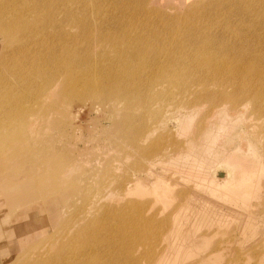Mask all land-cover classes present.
<instances>
[{"label":"rangeland","instance_id":"1","mask_svg":"<svg viewBox=\"0 0 264 264\" xmlns=\"http://www.w3.org/2000/svg\"><path fill=\"white\" fill-rule=\"evenodd\" d=\"M263 1L0 0L1 21L11 28L4 33L0 27V264H132L134 259L151 264L160 248L166 250L168 264H264V227L258 228L259 222L250 217L252 230L238 228L248 207L243 208L235 193L224 195L222 188L223 193H212L202 184L206 203L193 207L180 199L177 214L163 229L161 216L172 205L162 206L158 200L159 225L138 224L128 203L150 195L134 190L136 186L129 192L121 187L131 181L139 184L143 170L158 161V149L167 145L174 154L177 142L186 137L168 121L188 106L173 100L181 93L182 71L176 75L151 48L176 51L180 56L173 61L188 66L187 50L176 47L178 41L182 46L194 42L185 29L198 22L200 35L209 27L203 39L232 44L227 62L264 56ZM198 72L206 82L213 77L208 70ZM190 73L186 86L196 83ZM46 80L48 97L41 107L44 95L35 89ZM156 92L163 95L160 103L153 100ZM64 93L72 99L62 97ZM33 100L38 107L31 112ZM56 103L66 109L56 116L55 125L44 121L46 126L40 118L27 123L31 114L41 116ZM167 107L170 114L158 122ZM205 107H191L186 135L190 138L203 125L216 132L223 121L207 152L216 160L209 165L211 182L222 183L218 173L226 174L225 161L238 163V171L248 169L250 153L264 162L256 139L259 135L264 140V119L256 118L260 115L252 103L245 101L240 110L216 121L200 120ZM205 135L194 142L205 143ZM32 153L37 157L29 169L26 161ZM166 177L168 182L177 178L171 170ZM263 178L253 179L252 209H257ZM184 188L195 189L192 184ZM229 204L236 210L219 212ZM210 223L221 231L206 239L203 249L182 247L186 241L178 236L184 228L204 230ZM162 230L166 239L158 245L155 233ZM49 236L53 242L48 243ZM171 238L181 244L167 242ZM60 244L67 248H58ZM54 253L61 259L46 262ZM207 253L210 261L201 260Z\"/></svg>","mask_w":264,"mask_h":264},{"label":"bare ground","instance_id":"2","mask_svg":"<svg viewBox=\"0 0 264 264\" xmlns=\"http://www.w3.org/2000/svg\"><path fill=\"white\" fill-rule=\"evenodd\" d=\"M200 25L201 24L197 22L193 24V28L188 26V28L185 29L186 33L191 34L194 42L187 43L182 46L183 44L178 41V45L176 47H185L187 50L185 53L186 58L192 65H194L195 68H190V63L188 66L184 65L183 61H180V59L173 61L178 55L176 51L174 52L168 50L167 52L163 51V53H161L162 51L158 50L157 48H151L156 56L163 57V60L161 61L163 65L169 66L176 75L178 71H182L179 74V77L182 76L179 78L181 93L178 98L173 97V100L176 101V105H185L186 103L188 106H183V109L177 112L175 118L171 117L168 121L170 122L169 124L174 131H177V133L183 134L186 137L183 141L177 142L172 150L175 152L174 154L168 150L167 145H165L162 149H158L160 150L159 154L161 153L162 155H159L160 157L156 163H150V165L145 170H143V172L146 171V173L140 177L139 184H137L136 181H131L130 183H127L121 187L125 192H129L136 186L134 190L139 188V190L143 191V194L149 193L150 195L142 202L134 200L128 203L129 208L134 209L138 224H143L145 226H151L154 224L159 225V222L156 221V212L158 211L156 203L159 200V203H163L162 206H168L171 204L172 209L167 212H164V210V213L161 216L160 224L162 225L160 226L163 229H165L168 225L170 216L172 217L177 214V210L174 209H176L177 202L180 199L183 198V202L190 203L193 207L206 203L201 199L204 194L200 192V185L205 184L203 188H206L212 193L219 191V188H222L224 193L222 189L220 191H222L224 195H227L230 192L235 193V195L240 196V201L243 205V208L244 206L245 208L248 207V212L245 214L243 223L238 227L241 231L244 230L247 232L253 229V222L250 220V217L259 222L258 228L260 226L264 227V178L261 180L262 183H260L258 186L260 187V194L257 196V204L255 205L257 209L250 208L255 204L252 202L251 196L252 182L254 177L256 178L255 180H257L261 175L264 176V162H262V159L257 157L254 153H250L252 158L248 157V169H241L238 171L237 169L241 168L238 163L235 165V163L229 164L227 161H225L223 167L228 168L226 174H223L222 172L218 173L219 177L222 178L221 180H223L222 183H219V185L216 184L218 181L216 183L211 182L213 175L210 176L208 174L209 165L216 160L211 158L207 152L209 143L214 141L217 130L219 129L220 132V130L224 127L222 124L223 121H220L216 126V132L215 128L209 129L206 125H203L198 129V131H194L192 135H190V138H188L186 135V128L189 126L193 118L191 107L196 105H202L203 109L204 106H206L204 112H202L200 115V120H204L205 118L209 117L211 120L214 119L216 121L217 118L223 120L224 115H229L231 112L240 110V107L243 106L244 102L246 101V104L252 103L254 109L253 112L260 115L256 118L263 117L264 119V56L263 54H259L250 58L247 57L241 61L232 60V63L227 62V57L231 54V50L233 51L232 44L229 45L222 40L217 41L211 38H208L207 40L203 39L210 31L209 27H206V35H200L197 33V28ZM0 27L4 33L9 32L11 29L8 28L9 24L1 21V16ZM210 43L214 44L215 46L210 47ZM188 46H191V49H187ZM223 64H225V66H220ZM201 69L202 72L208 70L212 74L213 77L210 81L206 82V78L204 79L203 74L201 77V73L198 72L201 71ZM190 72H193V76L196 78V83L186 86L184 85V82L186 81L185 78L188 75H191ZM222 72L229 73L230 75L226 78H222V76H220ZM48 86L49 81L46 80L35 89V93L37 95H44V97L39 101L41 107H44L45 104H41L44 103L48 97V94L45 92ZM55 88L56 87H54L52 91H54ZM127 89H129L128 86ZM52 91L50 93H52ZM116 93H122V91H118ZM66 94L69 95L68 93H64L62 97ZM122 95L125 96V94ZM162 96L163 95H160L159 97L158 92H156L153 96V100L157 103H160V98ZM70 98L71 96L65 99L69 100ZM204 103L206 105H203ZM56 105L47 106L45 108V113L41 116H39L38 112L31 114V116L27 119V123H31L33 120L40 118V120L43 119L42 122H49V125L44 122L46 126H50V124L55 125L57 120L56 116L66 109H62V106H60L58 103H56ZM171 106L176 107L174 103H171ZM37 107V101L33 100L31 112ZM161 111L162 113L158 119V122H160L163 114H170L168 107L164 110L161 109ZM248 118L251 119V117ZM262 121L264 122V120ZM203 134H206L205 143L202 141L200 143L194 142V139L199 138V135H202L203 137ZM256 139L259 147L264 150V140H262L261 136L259 135L256 136ZM155 151L157 152V150ZM36 157L37 154L32 153L30 158L27 159L26 165L29 169L31 168L32 159H35ZM155 157L156 155L153 156V158ZM169 170L172 171V177H177L173 182H168L166 177ZM206 175H208V177ZM191 184L195 189L184 188V186ZM244 191H248V193L243 194ZM190 195L192 196L193 201H189ZM208 199H206L207 202H209ZM173 200H176V203H173ZM260 206H262L261 209ZM229 208L231 210H228ZM235 210L236 208L231 207V204H229L226 206V210H222L221 208L219 212L227 213L228 211ZM146 211L149 213L148 216H145ZM192 211L194 212V210ZM216 215L218 217L220 214L217 213ZM259 215L262 216V219L258 218ZM213 224L215 223L208 224L204 230H198L194 227L184 228L178 236L179 238L186 241L184 244L177 242L175 238H171L167 240V242L179 243L182 245V247L184 246L190 250H201L204 248V241L206 239L214 235L216 232L219 233L221 231L217 225ZM155 239L157 240L158 245L164 242L166 238L163 235V230L161 231L160 235L159 233L158 235L155 233ZM53 240V237H48V243L53 242ZM138 242H140V235L135 236V243ZM260 244L263 246L260 251L264 253V240H262ZM59 247L67 248V245L60 244L58 248ZM215 247L213 249H217V247ZM217 250L220 249L218 248ZM166 255V250L162 248L158 249L157 255H154L155 257L151 259V264H168V261L165 258ZM60 259V256L57 253H54L52 255H48L45 261L56 263ZM201 260L210 261V255L208 253L204 254ZM38 263L39 262H34L31 264ZM139 263L140 261L135 259L132 262V264Z\"/></svg>","mask_w":264,"mask_h":264},{"label":"water","instance_id":"3","mask_svg":"<svg viewBox=\"0 0 264 264\" xmlns=\"http://www.w3.org/2000/svg\"><path fill=\"white\" fill-rule=\"evenodd\" d=\"M221 175V174H220Z\"/></svg>","mask_w":264,"mask_h":264}]
</instances>
